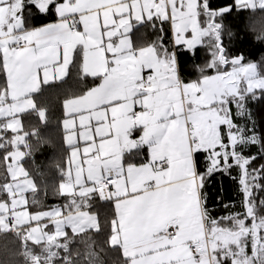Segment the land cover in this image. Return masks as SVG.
Returning <instances> with one entry per match:
<instances>
[{"label":"snow or ice","instance_id":"1","mask_svg":"<svg viewBox=\"0 0 264 264\" xmlns=\"http://www.w3.org/2000/svg\"><path fill=\"white\" fill-rule=\"evenodd\" d=\"M242 13L264 45V0H0V264H264V131L249 107L264 100V53L225 43ZM140 26L155 39L134 43ZM178 47L205 50L194 79ZM52 88L64 203L45 209L34 153L54 146ZM233 170L242 210L216 216L206 183Z\"/></svg>","mask_w":264,"mask_h":264},{"label":"trees","instance_id":"2","mask_svg":"<svg viewBox=\"0 0 264 264\" xmlns=\"http://www.w3.org/2000/svg\"><path fill=\"white\" fill-rule=\"evenodd\" d=\"M216 3H224L225 0H215ZM248 13H242L239 20L233 24V29L237 33L236 38L229 42L227 39L225 43L229 46L233 53L240 51L243 52L250 59L257 60L261 57V54L264 53V45H253L251 39V33L245 31V23L246 17ZM41 22H47L41 21ZM166 31L168 29V25H164ZM138 33L135 34L137 36L138 45L143 43H148L155 39L156 33L152 31L151 28L140 26L138 29ZM243 37V39L241 38ZM172 39V33L168 32L166 37V42ZM178 53L180 54V59L183 62V67L188 71L182 73L186 79L195 78L194 65H202L206 58V53L203 48H198L195 54V57L187 54L185 49L177 48ZM51 101L50 108V117L51 122L46 126L41 127L42 135H45L51 138L54 141V146H44L40 148L39 151L34 153L35 164L39 166L40 170L44 173L43 180L48 184V195L46 197L41 193L42 205L45 209L55 206L61 205L64 203V199L62 197H58L53 195L52 193V185L58 181V176L54 169L51 167L53 161L57 158H61L63 155V144L60 139L59 126L58 121L62 117V108L61 103L63 96L60 95L59 89L52 88L46 91L45 94ZM249 107L253 111V115L255 116L257 123L259 125L258 131H264V100L249 103ZM242 122V121H241ZM29 123L28 120H25V124ZM31 123H36L35 118L33 117ZM34 143V141H33ZM250 152H255V147L249 149ZM25 167L30 171H33V163L32 159H26ZM33 175L35 172L33 171ZM237 175L236 171L233 170L232 176L229 177L225 174L217 173L214 177L208 180L205 186V191L209 197V206L214 209V215L221 216L225 213V209L221 206L222 204H232L235 205L234 208H231V211H241L240 201L241 195L239 192L238 180L235 178ZM41 178L37 176V182L40 183ZM261 195H264L262 193ZM97 205H94L92 211H98L103 217L108 213V209H101ZM35 211V208H32ZM9 239H13L10 235ZM99 239H102L100 237ZM4 239L0 237V260L9 259V256L3 250ZM75 246V245H74ZM13 250L19 249V241H16L13 244L9 245ZM16 264H22V258L20 257H12Z\"/></svg>","mask_w":264,"mask_h":264},{"label":"crops","instance_id":"3","mask_svg":"<svg viewBox=\"0 0 264 264\" xmlns=\"http://www.w3.org/2000/svg\"><path fill=\"white\" fill-rule=\"evenodd\" d=\"M139 29V28H138ZM138 29H134L133 30V40H134V43H136L137 45H138V41H137V36L135 35V34H137L139 31H138ZM174 37H173V34H172V39H173ZM182 49H184V48H182ZM177 51H178V49H176Z\"/></svg>","mask_w":264,"mask_h":264}]
</instances>
